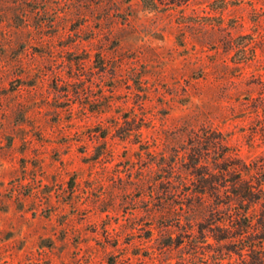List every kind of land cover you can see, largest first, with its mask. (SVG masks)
<instances>
[{
  "label": "rangeland",
  "instance_id": "rangeland-1",
  "mask_svg": "<svg viewBox=\"0 0 264 264\" xmlns=\"http://www.w3.org/2000/svg\"><path fill=\"white\" fill-rule=\"evenodd\" d=\"M0 264H264V0H0Z\"/></svg>",
  "mask_w": 264,
  "mask_h": 264
}]
</instances>
